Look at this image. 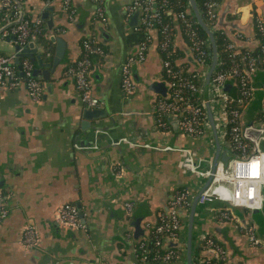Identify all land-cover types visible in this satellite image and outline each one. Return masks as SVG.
Returning <instances> with one entry per match:
<instances>
[{
  "label": "crops",
  "instance_id": "0c3cea01",
  "mask_svg": "<svg viewBox=\"0 0 264 264\" xmlns=\"http://www.w3.org/2000/svg\"><path fill=\"white\" fill-rule=\"evenodd\" d=\"M130 3L131 0H71L67 10L63 0L23 1L24 15L43 21L46 42H34V55L40 54L43 62L52 61L56 49L52 36L62 38L66 48L50 80L39 79L43 86L39 101L31 100L24 85L0 92V189L8 210L0 223V264H131L137 259L136 239L143 236L159 213L167 211L173 193L185 189L194 198L200 188L199 181L181 167V152L112 145V140L126 136L157 147H190L195 154L211 160L215 155L209 121L204 133L196 137L174 131L173 120L167 130L156 126L155 101L167 94L155 93L151 88L154 82L166 86L157 29L148 31L151 40L144 60L130 69L137 91L124 96L121 63L137 52L143 38L139 28L142 12L131 11ZM225 4L228 12L224 21H236L241 29L235 32L236 38L250 50L257 48L254 15L264 18L262 3L219 0L218 15ZM99 6L103 8L104 20L97 16ZM3 7L0 1V22ZM46 9L53 22L51 28L41 17ZM188 12L194 15L190 8ZM87 36L93 37L102 49V54L92 59L88 78L92 94L100 101L98 108L106 112L104 118L90 121V129L84 128V107L72 77L65 73L80 55L81 41ZM174 42L181 50L179 62L191 72L194 62L185 37L176 32ZM0 43L11 47L9 52L0 48L2 53L13 51L14 43ZM33 63L35 69L37 61ZM195 73L203 86L205 73ZM251 84L252 98L241 114L243 125L260 123V112L264 111V69L253 75ZM213 110L219 142L221 147L228 148L224 116L218 114L217 107ZM93 127L107 130L96 138ZM126 201L134 204L133 213L141 218L136 239L128 233H135V229L125 217ZM66 203H78L82 210L91 209L85 217V229L56 225L57 210ZM189 209L180 211L182 226L178 236L163 241L162 249L176 251V258L153 264L187 263ZM223 209L217 201L197 204L191 231L192 264L203 260L199 257L204 253L201 233L213 236L226 249L224 264H264V249L253 246L242 228L253 224L257 236L264 240V200L256 211L232 208L229 221L220 219ZM29 225L34 227L37 241L25 246L21 237ZM215 227L222 230L216 232Z\"/></svg>",
  "mask_w": 264,
  "mask_h": 264
},
{
  "label": "built area",
  "instance_id": "2783aa9c",
  "mask_svg": "<svg viewBox=\"0 0 264 264\" xmlns=\"http://www.w3.org/2000/svg\"><path fill=\"white\" fill-rule=\"evenodd\" d=\"M3 7L2 20L0 22V41L8 39L9 42L19 46V50L8 56L0 51V92L5 88H15L24 85L28 96L33 101H39L42 97L43 86L41 81L33 75L34 63L28 57H21L16 64V54L27 46L29 42H37L44 31L43 21L40 18L26 19L23 12V1L25 0H0ZM71 0H63L64 8H70ZM264 6V0H259ZM219 0H203L204 16L210 23L216 21L218 15ZM129 9L134 11L140 9L141 28L143 38L135 54L129 55L121 63V88L124 96H132L136 93V86L131 78V66L140 63L145 58V53L151 37L149 30L160 27L161 40L159 50L164 54L161 57V65L164 72L167 94L157 98L155 101L156 126L161 130L169 129V121L178 120L179 131L187 136L196 137L204 133L207 126V114L202 85L198 84L196 74L185 71L183 67H175L171 62L170 46L173 41V26L168 23L162 24L160 8L155 9L152 0H131ZM16 16L15 19L12 17ZM97 16L104 20L103 8L98 7ZM185 27L187 45L194 58L206 69L210 63L207 62L209 53L206 41L197 32L193 21L187 18L184 12L178 13ZM254 30L259 39V52L254 53L247 49L241 51L239 45L229 41L225 45L227 60L225 67L217 62L211 73L208 83V102L214 113L213 107H217L218 114L225 116L224 139L229 144L230 159L227 164L217 161L212 172V160L199 156L190 147L165 146L164 150L179 151L184 155L182 160L183 169L197 175L199 178L211 177L208 185L200 193L197 203L208 205L219 202L224 206L220 213V219L231 220L230 210L232 208H245L247 210H258L263 199L261 198V187L264 185V152L259 150V140H264V113L260 115V123L241 124L243 107L250 101L253 94L251 80L253 75L264 69V18L254 15ZM45 32V31H44ZM237 33V32H236ZM233 32V36L237 37ZM102 54V49L96 40L87 36L81 41L80 55L65 69V73L72 77L74 85L79 94L80 102L84 108H96L100 101L91 92V83L88 71L92 59ZM166 56V57H165ZM211 56V55H210ZM223 65V64H222ZM22 73V75L19 74ZM206 70L204 71V73ZM236 79L235 93L225 89V84L231 79ZM264 88V86H263ZM201 94V97L195 95ZM196 97V98H195ZM214 102V105L212 103ZM228 131V139L225 134ZM260 132L258 140H254L249 132ZM113 144H134L125 136L111 141ZM144 146L149 147L148 144ZM157 148V147H156ZM255 164V165H253ZM247 167V174L239 172V169ZM204 180V181H205ZM193 196L185 189H179L173 193L167 202V211L159 213L155 225L152 227V243L157 249H161L164 239H173L178 236L182 226L180 217L181 210L189 209ZM133 203L126 201L124 207L129 215L133 209ZM8 210L4 204L3 192L0 189V223L7 215ZM57 223L85 229V224L79 217V209L74 203L62 205L56 213ZM147 227H150L149 224ZM244 233L253 246L264 249V240L259 238L253 224L242 225ZM37 236L33 226H27L22 234L21 243L32 246L36 243ZM201 250L205 254L213 256L212 264H224L227 259V251L223 245L213 236L205 234L201 243ZM176 258L172 249L165 252H156L154 259L168 263ZM146 257L136 259L131 264H145Z\"/></svg>",
  "mask_w": 264,
  "mask_h": 264
},
{
  "label": "water",
  "instance_id": "95a60500",
  "mask_svg": "<svg viewBox=\"0 0 264 264\" xmlns=\"http://www.w3.org/2000/svg\"><path fill=\"white\" fill-rule=\"evenodd\" d=\"M189 3H190V10H192L194 17L196 18L197 23L207 33L208 39H209L210 44H211V62H210L208 69L203 67L193 57V54L191 52H189V51L188 52L190 53V56L194 62L192 68L189 70L191 72L195 71L198 73L204 72L206 70L202 90H203V97L205 100L207 119H208L210 127L212 129L213 138L215 141V143H214L215 144V155H214L213 160H212L213 161L212 162V164H213L212 172H213L215 164L217 163L218 160H220L221 162H223V164L226 165L228 160L230 159L229 149L226 147H221V143L219 142L217 132H216V127H215L214 120H213V113H212L211 107H210L209 102H208V83H209L211 73L216 66L218 54H217V48H216L213 32H212V30H210L206 26L205 22L203 21L201 15L199 13V10L197 8L195 0H189ZM227 7L228 6L225 4L223 6V8L221 9V11L219 12V15H217V19H216V23H215V29L222 30L223 32L226 33V35L228 36V38H230L231 41L235 42L237 45H240V44H242V42L239 39H237L235 36H233L234 31H238V32L241 31V29L238 27L237 22L233 21V20L228 21V22L224 21V16L228 12ZM41 17L46 20L48 27L51 28L53 25V22H52L51 18L49 17L48 9H46L41 14ZM50 39L52 41L54 40L56 42V49H55L54 56H53V59L51 62H43V58L40 54L34 55L35 54V43L34 42L28 43L26 48H23L20 52H18L16 54L14 62L16 64H18L21 57H28L32 61L36 60L37 61V67L34 69L33 75L35 77H37L38 79H41L43 81H49L50 80V74L53 73L54 69L57 67V65L62 60L63 55H64V51L66 48V43L62 38L52 36ZM6 40L8 41V39H6ZM0 47H1V43H0ZM18 50H19V46L14 44L13 45V51L10 53H6V55L10 56V55L16 53ZM19 74L22 75V73H20V72H19ZM229 87H230V83H226L225 84L226 90ZM151 88L153 89V91L155 93H159L161 95H164L166 93V86L162 82H154L152 84ZM105 116H106V112L104 109H100L98 107H96V108H84L83 109V124L87 125L84 128L90 129L91 128L90 121L95 120V119H99V118H104ZM224 123H225V118H224ZM171 124L174 127V131L178 132L179 131L178 120L173 119ZM106 130L107 129H105L103 127H93L92 128V131L94 133V137H96V138H98ZM249 134L254 140H258L260 135H261L260 132H256V131H250ZM96 138L94 139V141L97 140ZM128 139L131 140L130 138H128ZM132 142L134 144H129V143L113 144L112 143V145L119 146L122 144H127V145H130L132 148L149 149V150H152L154 152L175 151V150H164V149H162L163 147L168 146V145H164L163 147H159V146L157 147V145H152V144H148V143H140L137 141H135V142L132 141ZM144 144H148L149 147L144 146ZM258 147H259L260 151L264 152V140H262V139L259 140ZM183 159H184V155L182 154V158H181V167L182 168L184 166V165H182ZM210 179H211V177H208L204 181V183L202 184V186L199 188L198 192L196 193V195L192 199V202L190 205L189 216H188V236H187V242H186V259H187L186 264H192V261H191V252H192V250H191V231H192V227H193V213H194L196 206L198 204L197 203L198 197H199L200 193L202 192V190L208 185V183L210 182ZM261 198L264 200V185H262V187H261ZM75 205L79 209V217L81 218V222L85 223V217L90 215L91 209L90 210L89 209L88 210H86V209L82 210L80 204L76 203ZM124 209H125V207H124ZM253 211H256V210H253ZM126 216H127V222H129L128 225L132 226L135 229L134 230L135 235L138 234L139 229H140L141 218H139L135 213H133V209L129 215L127 213H125V217ZM55 223L58 226L67 227L69 229H76L73 227L61 225V224L57 223L56 220H55ZM215 229H216V232H219V230H222L220 227H215ZM213 230H214V228H213ZM204 255H207V254L203 253L201 256H204Z\"/></svg>",
  "mask_w": 264,
  "mask_h": 264
},
{
  "label": "trees",
  "instance_id": "16d2710c",
  "mask_svg": "<svg viewBox=\"0 0 264 264\" xmlns=\"http://www.w3.org/2000/svg\"><path fill=\"white\" fill-rule=\"evenodd\" d=\"M142 2L145 0H141ZM154 5H155V9L157 10L158 8H160L161 10V14H162V24H166L168 23L169 25L173 26V41L172 44L170 46V51L172 53L170 59L171 62L173 64V66L175 67H183L185 69V71L188 72L187 67L179 62V57L181 55V50L180 48L175 44L174 42V36L176 32H180L186 39V35H185V27L184 24L182 22L181 19L178 18V13L180 12H184L185 16L187 18H189L191 21H193V24L195 25V28L197 30V32L199 33V35L206 41V48L207 51L209 53V57H207V62L210 63L211 62V44L210 41L208 39V35L205 32V30L197 23L196 18L194 17V15H191L188 12V9L190 8V3L189 0H152ZM197 8L199 10V13L203 19V21L205 22L206 26L212 30L213 32V36H214V40H215V44H216V48H217V62H223L222 64H220L222 67H225L226 65H224V62H226L227 60V52L225 50V45L226 43H228L230 40V38H228V36L226 35L225 32H223L220 29H215V22H213V24H210L204 16V8H203V0H195ZM26 19H31L28 16L25 17ZM160 27H157V32H158V37H159V42L161 40V35H160ZM237 32V31H235ZM42 33H45L44 31ZM257 36V35H256ZM241 41L240 38H237ZM244 39V38H243ZM37 42L40 43H44L46 42L43 39V34H41L37 40ZM48 42V40H47ZM235 43V42H234ZM241 51H246L248 49V47L245 44H240L239 45ZM189 48V47H188ZM158 51L160 52L159 48ZM254 53H258L259 52V46L255 49L252 50ZM161 57H164V54L160 52ZM166 57V56H165ZM194 57V56H193ZM220 65H218L219 67H221ZM218 66H216V68H218ZM189 73V72H188ZM192 73V72H190ZM193 74V73H192ZM194 74L195 71H194ZM196 76H198L196 74ZM195 81L200 85L199 80ZM230 83V87H229V91L231 92V94L235 93L236 90V79L231 78L229 81ZM226 89V88H225ZM197 98L201 97V94H197L195 95ZM195 97V98H196ZM199 99V98H198ZM264 113V111L260 112V115ZM226 139H228V131L225 134ZM156 220L153 223H149L148 229L143 233V236L141 238H139L138 240L136 239V235L135 233L132 231L128 232L130 235V238L132 239H136V247H135V256L136 258H138L139 260L142 259L143 257H146V261L145 264H153V263H157L158 261L156 259H154V255L156 252L159 253H163L165 252L164 249H157L156 247H154V244L152 243L151 240V236H152V227L153 225H155ZM169 250V249H168ZM174 251V250H173ZM176 254V251H174ZM203 254V253H202ZM202 254H200V258H202L203 260L201 261L200 264H212L213 263V256L212 255H204L201 256ZM175 258V257H174ZM174 259H172L173 261Z\"/></svg>",
  "mask_w": 264,
  "mask_h": 264
},
{
  "label": "rangeland",
  "instance_id": "374dc122",
  "mask_svg": "<svg viewBox=\"0 0 264 264\" xmlns=\"http://www.w3.org/2000/svg\"><path fill=\"white\" fill-rule=\"evenodd\" d=\"M0 48H1V51H2V52H9L11 47H10L8 44H3V43H2V45H1ZM212 105H214V102L212 103ZM220 133H221V129H220ZM187 172H188V171H187ZM188 173H190V172H188ZM190 176H191L193 179H196V181H199V183H200V186H199V187H201L202 184L204 183V180H205V179H203V178H199L197 175H195V174H193V173H191ZM199 207H201V206H199ZM252 211H253V210H252ZM200 235H201V237H202V236L205 235V234H204V233H201ZM195 237H196V236H194L193 239H195Z\"/></svg>",
  "mask_w": 264,
  "mask_h": 264
},
{
  "label": "bare ground",
  "instance_id": "6f19581e",
  "mask_svg": "<svg viewBox=\"0 0 264 264\" xmlns=\"http://www.w3.org/2000/svg\"><path fill=\"white\" fill-rule=\"evenodd\" d=\"M253 165H255V164H253ZM239 172L240 173H243V174H247V167H244V168L239 169ZM261 178L264 179V174H263V176H261Z\"/></svg>",
  "mask_w": 264,
  "mask_h": 264
}]
</instances>
